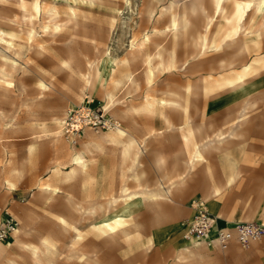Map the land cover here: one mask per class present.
<instances>
[{
    "label": "rangeland",
    "instance_id": "obj_1",
    "mask_svg": "<svg viewBox=\"0 0 264 264\" xmlns=\"http://www.w3.org/2000/svg\"><path fill=\"white\" fill-rule=\"evenodd\" d=\"M18 1L0 0V30L5 33L14 34L20 28H27ZM25 1L29 8L32 0ZM132 1L131 8L122 0H106L91 8L85 6L79 13L80 27L71 25L54 32L41 16L30 35L23 32L17 35L15 49L21 54L17 59L19 69L11 85H0V223L7 211L17 222V229L10 238L0 242V264H37L33 248L41 245L42 238L54 243L57 251L52 255L40 254L41 264H264V236L248 249L235 241L226 249L191 243L188 248L194 255L179 261L176 250L177 244L186 241L182 223L191 215L190 203L195 198L203 199L208 209L226 222L264 223L261 196L264 188V42L255 47L247 41L248 48L243 55L235 57L234 65L224 71H214L207 88L197 97L187 96V102L173 92L184 96L182 86L192 79L193 71L207 76L211 68L216 69L221 60L231 55L215 53L171 70L158 69L159 59L147 63V54L154 52L155 42L162 43L165 49H173L171 37L163 34L169 20L164 17L159 22H147L143 17L139 22L140 0ZM169 1L165 0L164 4ZM201 1L212 13L209 0ZM58 2L47 0L42 4H46V9L57 7L65 15L63 0ZM231 8L227 10L230 12ZM117 12L119 20L115 19ZM250 13L247 11L244 19L248 30ZM259 20L261 16L256 19ZM154 30L159 33L154 34ZM147 33L151 42L141 45V51L133 52L131 44L141 43ZM107 49L118 65L117 78L131 74L134 83L86 88L84 74L93 64L99 63L104 73L110 67V60L101 58ZM163 57L165 60L169 57L167 51ZM245 63L251 66L242 72ZM24 65L28 67L22 70ZM149 67L154 70L150 81L146 78ZM239 72L243 74L242 85L233 88L224 82ZM85 95L94 111L100 109V115L105 113L103 118L114 119L125 135L118 136L120 130L115 128L86 127L74 138L55 123L57 118L64 120L69 108L82 104ZM110 95L114 105H110ZM172 99L187 105V113L192 116L190 123L185 111L167 104ZM246 107V115L242 117ZM239 124L242 136L233 139L231 151L241 176L232 188L226 186V157L209 150L193 163L188 184L173 190V203L159 212L143 208L126 231H119L111 238H104L99 231H89L93 223L103 219L104 211L90 217L75 209L78 203L87 208L106 198L120 203L124 187L130 193L141 192L147 180H158L160 172L153 164L149 146L142 158L143 165L134 167L123 157L122 145L126 140L142 141L144 133L161 131L154 135L151 146L162 158L164 172L180 176L184 166L177 152L183 150V144L193 150L203 136L218 129L228 136L231 127ZM79 153L85 156L87 167L77 169L74 176L67 178ZM141 169L146 171V177L137 180ZM42 184L58 187L60 193L52 195L53 199L42 200L39 198ZM248 200L254 207L260 204L262 208L250 220L245 218ZM53 214L65 216L71 222L78 221L76 226L86 231L76 249L70 245L77 230L63 225ZM171 226H178L176 237L173 233L163 236L154 250L145 255L143 246L154 231ZM78 253L87 261L78 258Z\"/></svg>",
    "mask_w": 264,
    "mask_h": 264
},
{
    "label": "bare ground",
    "instance_id": "obj_2",
    "mask_svg": "<svg viewBox=\"0 0 264 264\" xmlns=\"http://www.w3.org/2000/svg\"><path fill=\"white\" fill-rule=\"evenodd\" d=\"M47 0H32L29 8L25 0H19L18 6L23 10V21L26 23L27 28L19 29L14 34L5 33L0 30V85L5 83L11 85L15 73L19 69L17 59L21 57L18 49H15V42L17 35L21 32L26 35H30L35 25L38 23L41 16L47 21V24L52 26V30L57 31L64 29L67 26H74V28L80 27L79 13L82 8L87 6L91 8L95 5H100L106 2V0H63L66 6V14L61 15L57 10L46 9ZM213 12L209 13L201 0H170L168 4H164L165 0H140L139 5V22L146 18L147 22H159L162 18L167 17L169 22L163 29V34L171 37L173 49L164 48L160 42H155L154 52L147 54L146 61L150 63L153 59H159L158 69L171 70L178 66L185 65L190 60L201 61L202 59L215 54L222 53L231 55L226 60H221L216 69L211 68V73L207 76L196 74L197 71H193L194 76L192 79H188L187 83L183 85L184 96L179 92H173L174 96L186 99L187 96H199L201 90L207 88V81L214 76V71H224L230 69L234 65L235 57L243 55L248 48L247 41H250L252 46L259 47L264 42V0H209ZM54 3H59L58 0H54ZM122 3L131 8L132 0H122ZM229 5V6H228ZM232 7L231 11L227 10V7ZM117 7V5H116ZM247 11H250L247 22L250 30L246 28L245 17H247ZM118 13H115V19L119 20ZM201 14L200 17L195 16ZM258 16H261V20L256 21ZM121 19V18H120ZM159 30H154L153 33L157 34ZM149 34H145L141 43H132L131 48L133 52H139L142 50L141 45L151 42ZM169 54V57L165 60L163 57L164 52ZM146 55V53H145ZM108 58L110 60V67L105 71L102 70L99 63H95L91 66V69L87 74H84L86 84L85 87L91 86L101 87L102 89L107 85L119 87L128 84L131 86L134 83V78L131 74H123L118 76V65H115L114 59L111 58L110 50H105L101 58ZM118 63V62H117ZM104 65V64H103ZM251 65L247 63L242 65V72H246L250 69ZM24 65L22 70L27 68ZM155 67V69L157 68ZM150 68V67H149ZM237 73L234 77L225 79V83H228L233 88L242 85L243 74ZM154 70L149 69L146 73V78L150 81ZM215 82H219L215 79ZM1 88V86H0ZM1 91V90H0ZM83 97V96H82ZM86 97V95H85ZM87 98V97H86ZM84 99L85 102L87 99ZM110 105L115 104L113 96L110 95ZM81 104V103H80ZM170 107L185 111L187 113V105L183 104L179 99H172L167 103ZM249 106V105H248ZM246 110L241 112L242 117L246 115ZM192 116L187 113V120L190 123ZM55 123L63 128L64 120L56 119ZM239 125L231 127L228 136L222 129H218L212 134L203 136L199 142L196 143L194 149L191 150L187 144H183V150L177 152V156L184 166V171L180 176H169L163 170V160L157 154L156 150L151 146L153 137L155 134H161V131L155 133L154 130L144 133L142 141H138L136 138L128 139L124 142L123 157L127 161H131L134 167H141L142 158L146 154V147L149 146L150 154L153 156V164L160 172L158 180L151 182L147 180L143 184V190L141 192L130 193L128 187L122 189L121 202L115 201L113 198H106L99 204H92L90 207L85 208L81 203L75 206V209L79 212L83 211L87 216H94L99 211H104L103 219L97 223H93L89 227V231H99L104 238H111L119 231H126L134 219L136 213L143 208H149L153 211H161L164 206L170 205L174 202V192L183 188L188 184L189 175L193 171V163L197 162L202 154L209 150H214L221 153L223 157H226L225 170L227 175L226 186L232 188L240 179L241 172L236 168V160L232 158V141L236 137H241L242 133L239 132ZM170 128L175 125H170ZM116 130H120L118 136L125 135V131L120 128L119 125L115 126ZM176 129V128H175ZM171 130V129H169ZM151 146V148H150ZM87 167V161L82 153L75 158V166L67 172V178H71L75 175L77 169L84 170ZM146 177V171L141 169L137 172L136 179L141 180ZM219 188H216L215 192L218 193ZM58 187H53L49 184H42L39 186V198L42 200L53 199L52 195L60 193ZM261 196L264 200V188L261 191ZM51 195V196H50ZM247 220H250L256 216V213H260L262 208L259 205L254 207L251 202L246 201ZM258 203V202H257ZM243 210V209H242ZM60 223L65 226H72L77 230V236L73 242H71V249H76V246L81 242L85 236L84 230L79 229L76 225L78 221L71 222L69 218L53 214ZM221 217V215H217ZM223 221H225L223 219ZM178 227V226H177ZM176 227V228H177ZM175 226L164 227L163 229H156L153 235L143 246V253L149 254L156 247V242L163 236H167L169 233L175 235ZM140 236V235H139ZM138 236V237H139ZM183 236V235H182ZM174 238V237H173ZM191 243L188 241L181 242L176 245V250L179 251L177 258L178 261L194 255V251L188 248ZM34 254L37 264L40 263V254L52 255L57 251V247L54 243H51L45 238L41 239V245H36L34 248ZM77 257L87 261V258L78 253ZM95 260V259H93Z\"/></svg>",
    "mask_w": 264,
    "mask_h": 264
},
{
    "label": "built area",
    "instance_id": "obj_3",
    "mask_svg": "<svg viewBox=\"0 0 264 264\" xmlns=\"http://www.w3.org/2000/svg\"><path fill=\"white\" fill-rule=\"evenodd\" d=\"M94 111L91 100L87 99L80 105L69 108L64 117V131L69 136L77 138L86 127L94 129H113L119 125L111 117L103 118L105 113ZM75 141V140H74ZM191 215L182 223L183 238L192 244H202L209 248L226 249L232 242H237L242 248L248 249L264 236V223L226 222L212 213L207 203L201 198H195L190 203ZM17 229V222L5 213L0 223V242L7 240Z\"/></svg>",
    "mask_w": 264,
    "mask_h": 264
}]
</instances>
